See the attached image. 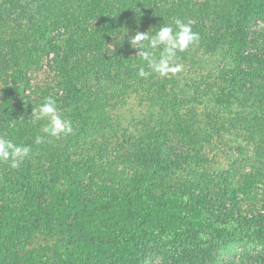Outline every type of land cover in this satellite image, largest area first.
I'll return each mask as SVG.
<instances>
[{
    "label": "trees",
    "instance_id": "16d2710c",
    "mask_svg": "<svg viewBox=\"0 0 264 264\" xmlns=\"http://www.w3.org/2000/svg\"><path fill=\"white\" fill-rule=\"evenodd\" d=\"M206 3L168 9L140 0H0V20L6 17L0 25V135L31 147L18 169L0 161V264H42L35 257L45 248L36 255L31 250L38 233L65 234L67 249L86 253L83 264H146L155 255L204 264L242 244L264 248V205L245 214L238 201L240 193L250 199L264 177V55L248 51L253 43L264 50L263 35L249 39L255 22L264 20V0ZM176 18L193 21L201 39L178 53L175 62L186 75L160 77L135 56L139 50L126 36L154 34L165 23L175 27ZM26 20L36 29L21 32ZM220 51L230 66L217 65L215 92V68L206 58ZM50 53L57 81L47 96L56 93L75 133L43 151V142L34 141L43 137L46 122H32L29 113L44 99L25 94L26 73ZM141 66L148 78L138 76ZM132 99L141 106L139 115L126 109ZM225 133L242 141L238 154L253 148L256 171L242 183L232 176L235 166L223 173L217 164L213 176L199 172L211 161L205 148L232 149ZM102 149L132 156L134 178L128 175L117 190L89 181L90 175L101 178L96 158ZM167 174L175 188L156 193ZM135 177L146 187L143 182L134 190Z\"/></svg>",
    "mask_w": 264,
    "mask_h": 264
},
{
    "label": "rangeland",
    "instance_id": "374dc122",
    "mask_svg": "<svg viewBox=\"0 0 264 264\" xmlns=\"http://www.w3.org/2000/svg\"><path fill=\"white\" fill-rule=\"evenodd\" d=\"M118 2H123V0H117ZM243 1V0H242ZM208 3V0H140L141 5L148 4L149 7L152 8H168L171 9L172 6L179 8L185 4H191V5H203L205 3ZM234 3H239L241 0H232ZM206 3V4H207ZM220 3V1H218ZM120 5V4H119ZM216 6V3L213 4ZM36 9H39V6H35ZM8 12H5V15H7ZM6 18V17H5ZM3 18L0 20V25L5 24L6 20ZM36 18V22H37ZM35 22V23H36ZM91 24H94V21H91ZM30 29L35 30L36 28L33 27V23L28 22L27 20L24 23V26L22 27L21 32H29ZM59 31H54L53 36H57ZM61 34H64V31L61 30ZM250 37L252 42H254V34L259 33L264 36V20H258L255 22L253 27L250 29ZM249 52L253 54H260L264 55V50L261 47H258L257 44L253 43L249 50ZM221 52V51H220ZM224 51L221 52L218 55H208L206 58V62L209 64V66L214 67L215 69H212L211 73V84L213 86V90L215 92H220L218 85V70H221L222 68H225V66H228L230 64V58L224 57ZM55 54L50 53L49 55H46L43 59V62L41 63L40 68H33L27 71L26 77L29 81V89H25V94L27 96H31L34 100H39L40 102H43L42 99L45 100V97L47 96V92L49 91V88H51L54 83L57 81V73L55 70V62H54ZM220 62V63H219ZM217 65L219 66V69L217 70ZM230 66V65H229ZM181 75H186L185 73H180ZM183 82V79H181ZM202 82V89L204 90L206 87V82L203 80ZM208 83V82H207ZM10 86L16 87L15 83H11ZM51 97H56L55 92L50 91ZM59 96V95H58ZM2 92H1V83H0V102H1ZM136 99V98H135ZM14 103H17V100H13ZM26 102V101H25ZM213 107V106H212ZM125 108H122L124 110ZM126 109H133L136 111L137 115H139V112L141 110V106H138L137 100H130L128 101V106ZM216 109V108H215ZM120 110V112H122ZM198 110V109H197ZM214 111V110H212ZM235 111H237L235 109ZM232 110V112H235ZM115 112V111H113ZM116 113V112H115ZM202 112L199 109L198 114L201 116ZM208 113V112H207ZM33 111L29 113V119L34 122L35 120L32 117ZM114 115V114H113ZM116 115V114H115ZM114 115V116H115ZM118 115V113H117ZM24 118V117H23ZM22 118V119H23ZM21 119V120H22ZM25 119V118H24ZM45 120L44 128L48 125L49 121L48 119ZM213 122V120H212ZM128 123V122H127ZM213 123H217V120H214ZM44 128L42 130V135L44 137L43 144L45 147L43 148V151L45 150H52L51 145H53V141L60 142L57 138L51 137L47 133L44 132ZM73 133H75V130L73 129ZM223 136H226V140L229 141V144L231 145L232 149H230V146L228 148H225L223 146L216 147L213 150H204V155L206 159L210 158V162H204L205 164H202V166L199 169L200 173L215 175L214 172L218 171L216 167L217 164L222 165L223 173L227 172L230 169V166L237 167V171H234V175H232L237 182H243V178L245 175L253 174L255 172V166L253 165L255 154L252 147H249L246 150L245 154H238V151L236 147H238L239 142H242L241 140L235 138H232L230 136H227V134H222ZM66 138V136L62 137ZM62 140L61 138H59ZM215 143L219 140L217 137H215ZM48 144V145H46ZM225 148V150L223 149ZM102 150H104L106 153H103ZM101 155L97 157V162L100 168L101 172V178L100 177H91L92 173H90V180L89 181H96L99 184L107 185L109 188L112 189H119L121 184H124L125 182H128V180L134 178V167L132 166V156L128 153L120 154L119 152H111L109 149H102ZM255 161V160H254ZM256 162V161H255ZM203 163V162H201ZM200 163V164H201ZM47 166L50 164L46 163ZM109 164V165H108ZM199 165V164H198ZM103 170V172H102ZM128 175L131 177L128 178ZM93 178V179H92ZM164 179H159L155 184L154 191L158 194L165 192L167 190L175 188L176 180L173 179L172 174L163 175ZM232 179V177H230ZM144 182V183H143ZM143 183V185L146 187V181L141 180L140 182L136 183V177L134 179L133 188L134 190L138 188V186ZM233 183H236L233 181ZM128 184V183H127ZM97 191V189H95ZM239 202H240V208L243 213L249 214L252 211H261L262 206L264 205V177L261 179V181L254 186V189L252 190L251 198L244 196V194L240 193L238 196ZM229 205L230 203L227 202ZM37 234V233H36ZM49 236V235H48ZM34 249H31L34 251V254L36 255L38 251V248L43 247L45 248V251H41L39 255H36L35 258L40 259L42 264H83V257L86 256V253H82L78 249H72L71 247L67 249L65 245L67 243L65 242L67 240V236L65 234H62L60 232H56L55 234H52V237H46L40 233H38L34 237ZM34 258V259H35ZM253 259L256 262L254 264H264V248L261 245H256L252 243H246L245 245L242 244L241 246H237L233 248L232 250L228 251H221L219 254V257L217 256L215 258L216 261L220 262V264H248L251 263L248 260ZM213 261H206L204 264H211ZM111 261V260H110ZM175 261L166 258L165 256H159L155 255L152 259L148 258L146 264H175ZM39 263V262H38ZM177 264H180L176 262ZM186 264V263H182ZM188 264V263H187ZM253 264V263H252Z\"/></svg>",
    "mask_w": 264,
    "mask_h": 264
},
{
    "label": "clouds",
    "instance_id": "9594fccd",
    "mask_svg": "<svg viewBox=\"0 0 264 264\" xmlns=\"http://www.w3.org/2000/svg\"><path fill=\"white\" fill-rule=\"evenodd\" d=\"M193 24V21L185 22L176 18L175 27L165 23L154 34L150 31H137L134 36L129 37L127 34L126 37L131 48L139 50L135 56L147 62L151 73L168 77L183 70V65L175 62L179 58L178 53L199 45L200 34L193 31ZM157 49H160L158 58ZM150 72L141 66L137 74L141 78H148ZM32 117L35 121L48 119L49 123L44 132L51 137L59 139L73 132L72 121L60 114L57 101L51 96L45 97L44 103L38 108L34 107ZM43 139L44 137L37 135L34 142L40 144ZM30 151L29 145L17 144L12 139L0 135V161L11 160V168H20Z\"/></svg>",
    "mask_w": 264,
    "mask_h": 264
}]
</instances>
